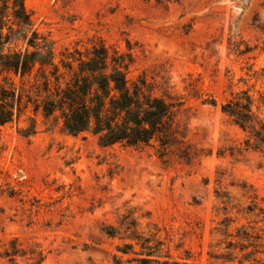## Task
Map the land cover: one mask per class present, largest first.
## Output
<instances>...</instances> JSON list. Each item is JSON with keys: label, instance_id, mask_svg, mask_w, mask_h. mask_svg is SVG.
Returning a JSON list of instances; mask_svg holds the SVG:
<instances>
[{"label": "rangeland", "instance_id": "rangeland-1", "mask_svg": "<svg viewBox=\"0 0 264 264\" xmlns=\"http://www.w3.org/2000/svg\"><path fill=\"white\" fill-rule=\"evenodd\" d=\"M24 4L32 26L9 12L8 25L27 38L15 36L5 52L35 50V32L52 42L60 79L54 65L36 63L24 75L0 67V87L22 97L0 125V253L16 240L41 253V264H138L147 253L264 264V150L248 147L250 130L221 109L248 91L264 119V0ZM102 45L110 70L120 59L131 81L144 76L176 103L164 137L105 146L90 131L69 133L59 110L46 115L48 93L73 75L64 65L77 70L78 58Z\"/></svg>", "mask_w": 264, "mask_h": 264}, {"label": "trees", "instance_id": "trees-1", "mask_svg": "<svg viewBox=\"0 0 264 264\" xmlns=\"http://www.w3.org/2000/svg\"><path fill=\"white\" fill-rule=\"evenodd\" d=\"M24 1L0 0V67L22 75L29 73L36 63L55 66L52 42L45 38L42 42L38 41L40 37L35 32L28 38V45L35 50L5 52L6 45L15 36L27 38L25 33L8 25L9 12L18 26H32L31 15ZM109 58L107 47L95 46L86 59L78 58L77 70L71 63L64 65L73 71V75L64 85L57 84L55 91L49 92V80L46 78V90L49 92L43 105L46 115L59 110L64 119V128L69 133L77 135L90 131L98 135L100 143L105 146L116 143L138 145L164 137L176 103L155 95L153 85L144 76L131 81L120 59L114 58L115 65L110 70ZM57 71L55 66L53 74L56 75ZM55 79L59 82L60 74ZM21 98V94L14 89L0 87V125L13 120L19 111ZM254 102L252 95L243 91L223 103L221 109L241 127L250 130L248 147L264 150V119L254 111ZM104 231L111 236L118 233L111 225L104 227ZM130 236L138 238L135 231ZM118 250L128 253L122 247ZM1 257H8L10 264H19V257H24L30 264H41L44 259L41 253L34 250H20L16 240L12 241L11 250L0 253ZM137 261L138 264H193L171 258L162 259L152 253L142 254Z\"/></svg>", "mask_w": 264, "mask_h": 264}]
</instances>
